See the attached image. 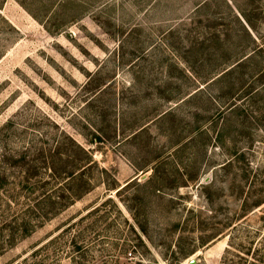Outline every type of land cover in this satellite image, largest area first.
<instances>
[{"label": "rangeland", "instance_id": "1", "mask_svg": "<svg viewBox=\"0 0 264 264\" xmlns=\"http://www.w3.org/2000/svg\"><path fill=\"white\" fill-rule=\"evenodd\" d=\"M0 264H264V0H0Z\"/></svg>", "mask_w": 264, "mask_h": 264}, {"label": "trees", "instance_id": "2", "mask_svg": "<svg viewBox=\"0 0 264 264\" xmlns=\"http://www.w3.org/2000/svg\"><path fill=\"white\" fill-rule=\"evenodd\" d=\"M75 147L76 150L79 152V154H82L84 156L83 160H85L86 164L92 162V157L91 154L88 150L85 149V147L81 146L79 143L75 142ZM85 167V164L82 165L80 164L79 167H77V171L82 170ZM53 176H56L55 172H52ZM85 174V172H71L69 174V177H75V178H81L83 175ZM27 180L23 179V181L28 182L31 177L26 178ZM7 180V177H5V175H3V183H5V181ZM76 180V179H75ZM68 192L65 191H59V190H54L51 191L49 194L44 193L43 195H41L40 197L43 199L48 200L49 202H51L50 206H41V203H37L34 204L32 206L27 207L25 210L26 215L29 217L28 219H30L28 221V224H31L33 222H42L45 219H48L51 216H55L56 214H58L61 210H64L68 204H62L63 206H57L59 205L58 203H62L63 201H65L66 199L70 200V199H77L78 197L81 196V193L79 194V192H73L70 190H67ZM121 190H119L118 192H120ZM30 195V194H28ZM27 195V197H28ZM14 196H11V198L9 197L10 201H14ZM16 201V200H15ZM67 203V202H66ZM26 224V223H25ZM24 224V226H25ZM29 230V226L28 228H23L22 231H28Z\"/></svg>", "mask_w": 264, "mask_h": 264}, {"label": "crops", "instance_id": "3", "mask_svg": "<svg viewBox=\"0 0 264 264\" xmlns=\"http://www.w3.org/2000/svg\"><path fill=\"white\" fill-rule=\"evenodd\" d=\"M249 33L252 35L254 40H259L258 36L256 35L257 32L253 31L251 28H249ZM260 41V40H259ZM234 52H231L232 54H230L229 56H224L221 58L219 62V64H224V65H233V64H238L240 62H242L243 58H247L248 56L252 55L251 52H245L244 55H242V58L238 59L235 57V54H237L238 52V47L235 48V50H233Z\"/></svg>", "mask_w": 264, "mask_h": 264}]
</instances>
